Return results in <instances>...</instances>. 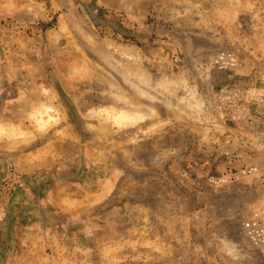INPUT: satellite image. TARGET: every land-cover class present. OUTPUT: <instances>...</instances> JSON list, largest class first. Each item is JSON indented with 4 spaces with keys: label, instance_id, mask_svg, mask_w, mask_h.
Returning a JSON list of instances; mask_svg holds the SVG:
<instances>
[{
    "label": "rangeland",
    "instance_id": "obj_1",
    "mask_svg": "<svg viewBox=\"0 0 264 264\" xmlns=\"http://www.w3.org/2000/svg\"><path fill=\"white\" fill-rule=\"evenodd\" d=\"M0 264H264V0H0Z\"/></svg>",
    "mask_w": 264,
    "mask_h": 264
}]
</instances>
